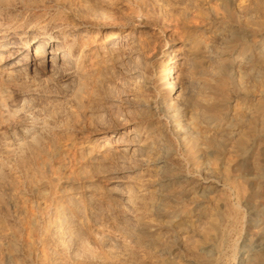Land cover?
Listing matches in <instances>:
<instances>
[{
	"label": "bare ground",
	"instance_id": "obj_1",
	"mask_svg": "<svg viewBox=\"0 0 264 264\" xmlns=\"http://www.w3.org/2000/svg\"><path fill=\"white\" fill-rule=\"evenodd\" d=\"M101 1L114 7L125 4L123 0ZM56 4L62 10L68 8L64 0ZM188 4L192 8L189 16L174 21L177 37L166 42L172 58L167 65L172 66L161 70L168 76V94L158 103L164 123L153 119L152 106L136 98L133 103L138 108L133 117L116 116L108 127L100 128L101 135L89 150L121 161L132 158L134 169L141 173L143 166L150 165L144 187L141 183L120 185L116 180L109 187L111 194L118 196L120 214L132 219L138 230L153 229L152 221L143 216L148 203L158 217L166 219L167 226L195 232L197 239L185 249L182 261L176 260L173 250L160 245L150 264H231L225 253L231 240L230 256L236 264H264V227L261 234L242 241L237 228L244 221L243 214L228 211L233 201V206L248 214L254 191L259 193L254 207L257 212L264 210V0H190ZM37 7L34 0H0V87L5 90L0 96V122L5 120L11 127L29 125L30 117L24 111L29 106L28 92L22 84L31 76L50 72L62 81L69 80L80 66H91L100 56L99 50L115 57L140 44L144 35L150 36L141 29L143 25L133 22L124 32H110L105 39L108 47L104 49L102 42L96 41L91 45L98 51L91 50L85 44L89 35L76 30L90 23L89 17L67 24L61 18L37 13ZM29 23L37 28L24 33ZM179 51L185 52L186 58L197 52L205 54L203 79H182V71L172 76L175 65L182 64L178 60H187L177 57ZM18 131L22 136L25 133L22 128ZM167 131L176 139L182 157L203 175L202 182L179 171L169 160L174 153L166 141ZM200 157L212 158L213 166L194 167ZM33 161L35 172L51 170L47 155L35 153ZM13 172L0 159V264H117L109 254L89 252L77 239L68 256L46 250L47 236L55 237L61 248L59 238L68 232L52 221H36L24 202L17 201L13 191H20L23 183L15 184ZM25 177L24 184L37 192V176ZM176 191L184 193L186 205L175 200ZM216 192L224 197L210 206ZM44 206L37 204L38 210ZM196 221L201 223L198 230L193 228ZM96 231L89 235V243L105 244L104 231L98 227Z\"/></svg>",
	"mask_w": 264,
	"mask_h": 264
},
{
	"label": "rangeland",
	"instance_id": "obj_2",
	"mask_svg": "<svg viewBox=\"0 0 264 264\" xmlns=\"http://www.w3.org/2000/svg\"><path fill=\"white\" fill-rule=\"evenodd\" d=\"M56 1L34 0L38 6L35 11L49 14L51 19L61 18L67 24H72L79 17H89V25L76 30L86 31L89 37L85 44L91 50L98 51L97 46L91 45L96 41L102 42L100 47H108L105 39L110 32H124L131 28L133 22L143 25L141 29L148 31L150 36L144 35L140 44L115 57L102 55L99 50L102 56L97 57L91 66H80L75 77L69 80L62 81L58 74L47 72L31 76L22 84L28 92L26 100L29 106L24 111L30 117L29 125L11 127L5 120L0 122V159L13 169L15 184L23 183L20 191L13 193L19 203L24 202L29 214L36 216V221L43 224L52 221L68 232L59 238L63 245L61 248L54 242L55 237L45 238V248L49 252L68 256L74 252L71 245L77 239L89 252L109 254L117 264H150L152 257L158 255L160 245L173 250L176 260L182 261L186 256L185 249L197 239L194 231L167 226L166 219L158 217L157 211L148 203L143 216L152 221L153 229L150 232L138 230L132 219L120 214L118 196L109 191L116 182L120 185H143L150 165L143 166L145 170L141 173L134 169L136 161L132 158L121 161L114 156L103 157L91 152L89 147L101 135L100 128L108 127L116 116L133 117L132 112L138 108L133 103L136 98L152 106L153 119L164 123L158 103L168 94V76L161 70L172 66L167 65L172 58L168 57L166 42L177 37L174 21L189 16L192 10L188 4L190 0H123L124 5L115 7L101 0H64L68 6L65 10ZM36 28L29 23L22 31L32 33ZM188 35L190 33H186ZM36 42L38 40L31 44V49ZM185 55L182 51L177 54V57L187 60H178L182 64L175 65L172 76L176 77L182 71V79H203L207 71L205 54L197 52L188 58ZM4 94L5 90L0 87V96ZM20 128L25 130L23 136L18 131ZM165 137L174 153L169 160L179 171L189 172L196 181L202 182L203 175L195 172L182 157L174 136L167 131ZM35 153L48 156L51 170L42 174L35 172ZM203 165L213 166L212 158L200 157L194 167ZM31 174H35L39 181L37 192H31L24 184L25 176ZM175 194L177 202L188 203L183 192L176 191ZM258 195L257 191L251 194L248 214L245 209L233 206V201L229 205L228 211L243 214L244 221L237 228L242 241L263 232L260 228L264 227V210L257 212L254 207ZM144 197L148 198V195ZM223 197L222 192L214 193L209 205L213 206L215 199ZM38 203L45 204L43 210H38ZM55 207L56 213L53 212ZM200 221L193 222L194 229L201 227ZM97 227L104 231L107 242L93 246L88 237L97 233ZM231 241L225 246V253L229 262L236 264L230 256Z\"/></svg>",
	"mask_w": 264,
	"mask_h": 264
}]
</instances>
